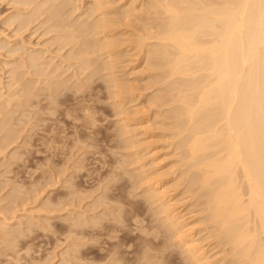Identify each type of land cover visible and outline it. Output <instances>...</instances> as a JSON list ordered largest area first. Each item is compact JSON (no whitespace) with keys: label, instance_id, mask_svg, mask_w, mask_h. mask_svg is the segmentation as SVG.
<instances>
[{"label":"bare ground","instance_id":"6f19581e","mask_svg":"<svg viewBox=\"0 0 264 264\" xmlns=\"http://www.w3.org/2000/svg\"><path fill=\"white\" fill-rule=\"evenodd\" d=\"M3 1H5L6 4L10 5L13 8V12L4 17L2 21L4 25L14 24L13 22H16V25L22 24L23 27L25 28L26 25L24 26L23 23L25 22L28 23L29 21V24H30L31 21H35V20L37 21V19L39 20L38 22L40 23H45V22L49 23V25L48 26L46 25V26L50 28L53 27V29H50V30L55 33L54 36H57L61 40L60 42L65 41L67 43H71L69 51H68V58H71L74 61V62L71 61L72 66L76 65L75 68H77L80 73L88 72L90 70L93 72L97 70H101V71L105 70L103 72H100V73L98 72V73L99 74L102 73L103 75L104 73H106V78H104L105 79L104 82L107 85L108 91L110 90L109 93H111L113 97L115 98L117 97V99L120 101L119 103H124V100H127L129 98L127 94L129 92H127V90H124V87H123L124 83L121 84L122 81H120L121 82L120 83L117 78L119 76L115 75L116 73L115 67H117L116 62L120 58L119 56H122L121 55L122 50L120 49V46L125 45V42H127L126 46L132 47V44H133L134 45L133 47L138 48L139 54L141 55L140 58L146 64L147 69L150 70L149 75L151 71L155 72V73H151L152 76L151 75L149 76L148 79L150 80V82L147 80L148 82L145 83L146 87L144 86L143 88L141 89L139 88V89L145 92L150 87L151 89H154L152 88V86L153 87L155 86V89L153 92L151 91L149 94L147 93V96L149 97V99H148V102L147 100L146 102L151 107L152 105H154L157 108L156 109L157 112L155 111V107H154L155 114L153 112L155 119L156 117L161 116L160 118L159 117L158 118L160 120L161 119L164 120V121H161L162 125L158 123V125H160L159 129L161 128V126L163 127L160 129L163 131V132L161 131V133L162 134L164 133V135L166 136V137L164 136L165 138L167 139L169 138L168 139L169 142L166 141L167 143H169L168 144L169 146L168 145L167 146L169 149L172 148L171 149L172 152H169V154L172 153L171 155L173 157H176L175 164L178 162L177 167L175 166L174 170H172L173 174L175 173L174 174L175 176L172 177L169 175L172 178L166 179L167 172H164L166 173L164 174L162 172H159L156 168L157 160H155L156 157L154 158L155 154H153V151L152 150L144 151L146 148H144L143 145H148V144H143L145 142L141 143L142 140L138 138L140 143L143 145L138 144L137 146L138 147L142 146L143 148L136 147V144L139 141L137 142L136 138H135L136 140L132 139L131 133L133 134V131L127 128V125H126V128L130 130V131L127 130L126 132L127 133L131 131L132 132L130 134H126L128 136L131 135L130 136L131 138L127 136V138L125 139V135L123 134L124 135L123 140H126V141L124 142V146H122V149L123 151L125 150L126 152L127 148L128 150L129 148H134L132 149L133 151L130 149L129 151L130 152L132 151V152L126 153L125 157L130 156V159H132V164L130 167H133L134 165H136L132 169L136 171L135 173L134 172L130 173L126 171V174L129 173L130 182L132 181V184H136L134 185V187H136L137 185L139 187H142V190H141L142 193L139 192L140 194H142L143 196L142 198H144V201L146 200L148 202L150 208L154 205L153 212L160 216V220H161L160 226H162L164 228V231L166 232H164L163 228L161 229L160 226L158 227L162 230V232L158 231L160 229H157L155 231L161 232V237L163 238V241L164 239H167L168 237L170 239H173L176 243L174 244L177 246L172 244L174 245L172 247H176V248L179 247V250L181 249L183 251V252L182 251H179V252L182 254L183 253L186 254L185 255L186 258L183 257V259H186L185 262H183L184 260H181L183 262V263L181 262L182 264H218L221 260L223 261L226 260V262L228 263L230 262V264H264V0H0V2H3ZM23 27L22 29H24ZM16 28H18V25ZM50 30L48 32H50ZM16 31L18 30L16 29ZM128 35H132V36L134 35L135 38H132V39L130 38L132 40L130 41ZM125 36L126 37L128 36V38H126ZM82 39H85V40H82ZM131 42H132L131 46L130 44L128 45V43H131ZM47 49L45 48V50ZM33 51H36V50H33ZM43 51L42 49L41 51L39 50V52H43ZM49 51L48 53H50ZM26 54L28 56V60H29L28 62H31V65L30 64L29 65L34 66L35 67L34 69L35 70L37 69L38 72L39 70H44L45 68H48L45 66L44 68L43 65L41 66L42 63L40 62V60L44 59L43 58L44 54L42 55V57L38 54V52L36 54L35 53L28 54V51H27ZM61 55L60 57L64 58V56H61ZM50 59L54 60V58H51V57ZM26 63L25 65H27ZM46 63H48L47 59H46ZM71 63H70V66H71ZM22 65H23V62H22ZM52 67L55 68L57 67V65L52 66ZM59 68L62 71V68L61 67ZM59 68L57 70H59ZM71 69H74V68H71ZM53 71L54 70H52V72ZM34 72L36 73L37 71H34ZM79 72L77 74L80 75ZM40 73H44V72H40ZM90 73L92 72H89V74ZM153 74H155L156 78L154 79L152 78V81H151L150 78L154 77ZM31 75H33V73ZM91 75L92 74H90L89 76L90 79L88 80H91V77L94 76V75L92 76ZM39 76L43 77L40 74ZM44 78L41 79L42 82ZM59 80L61 81V79ZM86 82H88V85H91L89 81L86 80ZM124 82L126 83V85L128 84L127 81H124ZM57 83L58 82H56V80H54L53 82L50 80L48 84L46 83L47 84L46 87L50 89L52 84L58 85ZM30 84L32 85V83ZM17 85L18 84L16 83V86ZM61 85L62 84H60V86ZM92 85H91V88H93ZM13 86H14V83H13ZM34 86H35V83H34ZM74 86L72 87L73 88L77 87V86L75 87ZM79 87L81 86H78V89H80ZM18 88L20 87L18 86ZM38 88L40 91V87ZM55 88H58V87L55 86ZM135 89L137 91H140L138 90L137 87H135L133 93H135L136 91ZM93 90L95 89L93 88ZM15 91L17 92L18 90L15 89ZM67 91L69 92V88H67ZM141 91L139 93H143ZM24 92H26L28 96L27 98L24 99V101H22L24 104L20 105L19 108L15 109V110H18V113L16 112V114H18L17 118L26 117V116L31 117V118H36V122H37L36 127H38L37 126L38 121L40 123L42 120H45V124H47L46 121L48 122V120H46L47 117L45 115L54 114L57 108L56 95L52 96L53 94H49V93L47 94L43 91L44 92L42 95L43 97L34 100L35 98H37L36 96H38V94L36 95L38 91L34 93V92H31L25 89ZM56 92H59V91H56ZM41 93L42 92L40 91V94ZM63 94H66V93H63ZM76 95L77 94H75V96ZM137 96L138 95L136 94V98ZM86 98H87V94H86ZM109 98H112V97H109ZM131 98L130 100L133 101L135 97L133 99ZM8 99L9 98H7V100ZM68 100L66 102L67 104L70 103ZM73 101H75V99ZM80 101L81 100L77 102L80 103L81 105L82 102L87 101V100H84V101L82 100V102ZM16 103H18L17 100L15 101V104ZM60 104H62V102H60ZM115 104H117L116 101L114 105ZM73 105H76V104H73ZM114 105H113V108H114ZM61 106H64V105H61ZM121 106L119 105V108ZM86 107H87V104L85 108L83 109H87ZM14 108L16 107L14 106ZM80 108H82V106ZM75 109L76 108L71 109L70 107V110L72 111H74ZM59 111L57 112L60 113ZM85 111L84 113H87ZM119 111L120 113H118ZM121 111H122V108L121 110L118 109L117 114L122 115ZM80 112H79L80 115L78 114L79 117L81 116ZM0 113L2 114V112ZM58 113L55 114L56 118H60L61 114L64 116L62 112L61 114H59V117H58ZM4 114L6 115V113ZM67 114H68V117H70L69 116L70 114L68 112ZM91 118L93 119V117ZM13 120H11V122ZM29 120L32 121V119H29ZM53 120H57V119L54 118ZM58 120L61 121L62 118ZM160 120L157 122H160ZM11 122L9 123V125L11 124ZM34 122L35 121H33V123ZM50 122L52 121L50 120ZM82 123L80 125L78 124L77 126L84 127ZM86 123L87 121L84 124ZM92 124L94 123H90V125ZM42 125L40 123L41 127ZM2 126L4 125H1V127ZM47 126H49V124ZM47 126L45 125L44 127L47 128ZM50 126L53 128V125H50ZM88 127H90L89 124H88ZM123 127L124 128H122V130H125L126 128L124 125ZM52 128H51L50 134L53 132ZM93 129L95 130V127H93ZM47 130L49 131V129ZM47 130L45 129V131ZM82 130L83 129H81L80 133L78 131H76L75 133L76 134L79 133L80 135L83 136V139H84L87 134L85 133V137H84L83 135L84 133L82 134ZM85 131L86 129L84 130V132ZM158 132L160 134V131ZM38 133L39 132L37 131L36 136ZM57 133L58 132L54 134H57ZM94 133L95 131L92 134ZM41 134L42 133H40V135ZM159 134L156 133L155 136ZM61 135H63V133ZM45 136L49 137L46 134ZM45 136L41 138V140L44 139ZM87 136L90 138L89 135ZM37 137L36 138L32 137V139H30V143L33 141V139H36V140L39 139ZM50 137L47 138L46 140L47 142L49 141L48 139H50ZM77 137L79 138V136ZM51 139L49 142H51ZM99 139H97V142L96 141L95 142L98 143ZM103 139L105 138H102V140ZM87 141H88L87 139L85 140V142L83 140L84 143H86ZM92 142H94L93 139H92ZM95 142L93 143L94 145H95ZM35 143L32 145L35 146ZM44 143L46 142L44 141ZM89 143H90V139H89ZM89 143L87 142L88 145ZM51 144L52 143H50L49 145ZM32 145L31 147H33ZM36 145H39L38 142L36 143ZM49 145H46L44 150L48 151L53 144L50 147ZM106 145L109 146V144H106ZM112 145H111V148H112ZM47 146H48V149H46ZM31 147H30V150H32ZM119 147H121V145H119L118 148ZM123 147L126 149H124ZM108 148L110 150V147ZM119 149L122 152V149L121 148ZM30 150L29 152H31ZM35 153L37 152L35 151ZM17 154H20V153H17ZM55 155H56V152H55ZM119 156H122V155L119 154ZM112 159L114 161L113 167L116 166L115 164L116 161H117L116 163H118L119 160L121 161V159L117 160L115 158L116 161L114 160V158ZM130 159L129 157L127 158V160H130ZM120 161L118 164H120ZM122 162L124 161L122 160ZM133 163L135 164L133 165ZM122 166L124 167V163ZM127 168L129 169V167ZM128 169L123 168V171L125 172V170H128ZM120 170L121 169L117 171H120ZM130 171H131V168H130ZM172 171L168 173L170 174ZM164 175H166V177ZM120 176L121 175L119 172L113 171V174L110 177H108V179L112 181L117 178L119 179ZM99 178L96 179L98 181H95V182H98V183H95L96 185L101 184L99 183L100 182ZM123 183H126V182H123ZM120 184L123 187V184L122 183ZM175 184L177 185L173 186ZM68 185L71 186V183H68L67 186ZM76 186L73 187V191L76 190ZM130 186L132 188V185ZM171 186L176 187V190L179 192V193H175L176 195L181 196V194L184 195L185 193H187L190 196L189 198H191L192 201H194L195 203H197V205L200 206L198 207L199 208L198 212L196 211V213L198 214L193 213L192 210L189 211L190 214L188 213V211H186L188 214L184 212L183 214L181 211L184 209L180 211L179 205L177 206L178 200L174 198L176 195L171 194L170 192L168 193V189L170 190L171 188L169 187ZM177 186L182 187L181 189L182 191L179 188H177ZM120 187L118 185V188L117 187L114 188L116 189V191L119 189L117 193L115 194L119 195L121 193L120 192L118 194V192L122 190V189L120 190ZM126 187H123V189L124 188L127 189ZM96 188H98V185L97 187H95V189ZM68 189H72V188H68ZM108 189H109V186L106 185L104 187L103 193H101V191L103 190H100V193L102 195L100 196V199H98L99 200L98 202H100V205L98 204L99 206H101L102 202L105 203L107 200L108 201L114 200V196L106 194V190ZM75 192L74 194L76 195L77 192L76 193ZM130 192L133 197L134 193L132 194V190ZM67 193H68L67 194L68 196L69 192ZM80 193H81V190H80ZM121 195L120 197H126L128 199L127 196H123V193ZM185 196L187 197V195ZM116 197L119 198V196H116ZM95 199L97 200V197H95ZM120 201H122V199H120ZM120 201L118 203L121 204ZM124 202H125L124 204H126V207H128L127 201H124ZM147 202H145L146 206H147ZM190 202L189 204L188 203L187 204L190 205ZM128 203L130 204L132 202H128ZM137 203L139 202H136V204L134 205L137 206L138 205ZM134 205L130 207H133ZM188 205L186 207H189ZM102 206H105V205H102ZM123 207L125 210V205ZM138 207H135V208L133 207V208H130L128 210L126 209V210L129 212V210L132 209L136 214H139V212L137 213L138 210L140 211ZM186 207H185V210L190 209ZM134 209H136V211ZM103 210L104 209H102V212ZM102 212L101 214H99V217H101L104 214V213L102 214ZM109 214H111V211L110 213L105 214L107 215L106 216L107 218ZM113 214L111 216H113ZM185 214H187V216H185ZM131 215L132 214H130L129 218H131ZM77 216L78 215H76L75 218L72 217V218L66 219L67 224H68L67 231H69L70 233L74 231L76 228H79L78 226H80L82 221H86V220H82L80 217H77ZM152 216L154 219V220L152 219V222L156 221L155 219L156 216L155 215H152ZM99 217L97 219L103 220L101 219L102 217L101 218ZM132 217H134V215ZM94 219H95L96 224L97 222L99 225L101 224L100 227L103 225V221L104 222L106 221V220H103L100 223L99 221H97L96 217ZM109 219H112V217L108 218V220ZM115 219L116 218H114L112 221H114ZM117 219H119V217H117ZM116 221L117 220L114 221V224H116V227H117L118 223H115ZM63 222L65 221L63 220ZM93 222L94 221H92V223ZM136 223L138 222L136 221ZM156 223L155 225H159L158 223L157 224ZM194 224L195 225L197 224V225L195 226ZM82 225L83 224H81V227ZM84 225H85V222H84ZM136 227L138 226L136 225ZM141 227L139 226V229L137 228L136 229L140 230L142 229ZM144 227L146 226L144 225ZM158 227L156 226V228ZM111 228L113 229V225H111ZM105 229H106V226H105ZM105 229L103 228L104 231H106ZM146 229L147 228L142 229V231ZM78 230L76 231L80 233L83 231L81 228ZM116 231H118L117 228H116ZM203 231H205L204 234L206 235V236L204 235V237L212 238V240L210 241H212V244L213 243L215 244L214 246L211 244L213 246L211 248V245L209 243L210 248L208 249L212 251L213 248L221 245V247H219L220 248L219 251H221L222 255L220 257L218 256V260L215 259L217 256H215V258L212 259V256L214 257V255L208 254L210 250H207L206 248H204L203 246L204 244L203 245L201 244L200 240H202V238L195 237L196 234L199 235L198 233H201ZM147 232L148 231H146V233ZM152 232L150 233L151 235H152ZM66 233L68 234V232ZM80 233L78 235H80ZM163 233L168 234V236L166 235L167 238H164L165 235ZM72 234H74V232H72ZM104 234L106 235V233ZM141 234L145 236L143 232ZM11 235H13V232ZM162 235H164V237ZM158 237L160 236L158 235ZM144 238H145V241L149 240L146 237ZM144 238L140 237V240L141 239L144 240ZM169 238L167 239V241L168 240L170 241ZM75 240L77 239H74L73 244H75V242L77 243V241ZM142 240H141V243H144L145 241L143 242ZM163 241H161V244ZM203 241L204 239L202 240V242ZM9 242L11 241L9 240ZM152 243L153 242L149 244L148 242L150 246L149 249L151 248V246L158 245V243L153 244V245ZM145 244L146 242L144 243L143 246H145ZM168 244L169 243L166 244L167 247H168ZM77 245L76 247H78ZM162 245L158 250H161L163 248ZM71 246H74L75 251H73L74 249ZM71 246H70V250L73 252L72 254H70L71 252L70 251L69 254L68 252H62L61 255L64 258L63 253H67L66 255L68 256L66 255L65 256L67 257L68 260H71V263H72L73 262L72 260L75 261V259L79 260L82 258H80L81 254L80 256L78 255L79 252L81 253V250L79 252H76V250L78 249L75 247V245H71ZM159 246H157V248ZM111 248L113 247L111 246ZM152 248L155 249V247H152ZM114 251H117V250L115 249ZM219 251L216 252V255L217 253H220ZM169 252H167L168 255H169ZM109 253L111 252L109 251ZM121 253L123 252H120L118 256L120 255L122 256L124 254V253L123 254ZM167 253L165 254L164 251L163 252L160 251V253L157 252V254L160 255V256H157L159 260L158 259H157L158 261L154 260V261H157L156 263L155 262L154 263L155 264H175L176 261L174 263L172 262L174 260L169 261L171 260L170 259L171 254L170 256H168ZM83 254L82 256H84ZM152 254H156V252ZM112 255H115V254H112ZM108 256L110 257L109 254ZM108 256H105V258ZM85 257H87V255ZM135 257L133 258V260H135ZM149 257H150V254H149ZM168 257H170L169 260H168ZM101 258H104V257H101ZM118 258L121 259L122 257H118ZM106 259L108 260V258ZM137 259H138V256H137ZM137 259L135 260L136 262L138 263L143 262V259H142V262H141V259H138V260ZM121 260H118V261H121ZM128 260H131V259L128 258ZM133 260H131L132 262L128 261V264H131V263L134 264ZM95 262L97 261H94L93 263ZM107 263L110 264V262H107ZM119 264H121V262Z\"/></svg>","mask_w":264,"mask_h":264},{"label":"rangeland","instance_id":"374dc122","mask_svg":"<svg viewBox=\"0 0 264 264\" xmlns=\"http://www.w3.org/2000/svg\"><path fill=\"white\" fill-rule=\"evenodd\" d=\"M3 2H0V32H1L0 33V112H2V114L0 113V116H1L0 123L2 122L0 124V264H74V263L75 264H88V263L89 264H106L107 262H110V264H112V263L113 264H119L120 262H121V264H128V261L133 260V258L135 256H136L135 260L137 259V256H138V259H141V262L143 259V262L138 263L135 260H133L134 264H147V263L148 264H152V263L155 264L159 260L157 258V256H160L159 254H157V252L160 253V251L161 252L164 251V253L166 254L167 252H169V250H170L169 255L167 253L168 256H170V254H171V256H170L171 258L168 257V260H169V258L171 259L169 261L174 260L172 262L174 263L176 261L178 264H182L183 262H185L186 259H183V257H185L186 254L180 253L179 251H182V250L181 249L179 250V247L178 248L172 247L176 243L173 239H170L169 237L168 238L170 239V241L169 240L167 241V239H168L167 233H165V234L163 233L165 235V237H164V235H162V236L164 238H167V239H164V241H163V238L161 237V232H162L161 229L163 227L160 226V221H161L160 216L153 212V210H154L153 206L154 205L153 206L151 205L152 206L151 208L149 207L148 202L146 200L144 201V198H142L143 197L142 194H140V193H142L141 192L142 187H139L138 185L136 187H134V185H136V184H132V181L130 182V179H129V173L126 174V171L130 172V173L136 172L135 170H132L136 166V165H134L135 163H133V165H134L133 167H130L132 164V159H130V156L125 157V154L131 153L133 151L132 149H134V148H129V150L130 149L132 150L131 152L128 150V148L126 149L123 147L124 149H126L129 152H127V151L125 152V150L123 151V149H122V146H124V142L126 141V140H123L124 135H125V139H126L128 136L126 134H130L133 131V134L131 133L132 136L130 135L133 140L137 139V142H138L140 139V140H142L141 143L145 142L143 144H148V145H143L139 141L136 144V147H138L137 146L138 144L143 145L144 148H146L144 151L152 150L153 154H155L154 158L156 157L155 160H157L156 161L157 170L159 172H162V173L167 172V174L164 173L167 175V177H166V175H164L166 177V179H169V178H172L175 176L174 175L175 173L173 174L172 170H174L175 166L177 167L178 162L175 164V162H176L175 158L176 157H173L171 155L172 153L169 154V152H172L171 151L172 148L170 147L171 149H169L168 148L169 143L166 142V141L169 142V140H168L169 138L168 139L165 138L166 136L164 135V133L162 134L161 133L162 130H160L163 127L161 126V128L159 129L160 125H158V123L161 124V121H164V120L159 119L161 116H158L159 118L156 117V119H155L153 112L155 114V111L157 112V110H156L157 108L154 105H152V107H153L152 108L147 103L148 99H149V97L147 96V93L149 94L151 91L153 92L155 89V86L154 87L152 86V88H154V89H151V87H150V88H148V90L146 89L147 91H145V92L140 90L144 86L146 87L145 83H147L148 81L150 82V80L148 79L149 76L151 75V73H155V72L151 71V73L149 75L150 70L147 69L146 64L140 58L141 55L139 54L138 48L133 47L134 45L132 44V42L128 43V45L130 44V46L132 44V47L126 46L127 42H125V45L120 46V49L122 50L121 51L122 56H119L120 57V58L118 57L119 59L117 58L118 61L116 62L117 67H115L116 68L115 75L119 76L117 78H118L119 82L122 81V83L120 82L121 84L124 83L123 84L124 90H127V92H129L131 94L127 93L129 98L127 100H124V103H119L120 101L117 99V97L115 98V97H113V95L111 93H109L110 90L108 91L107 85L104 82V80H105L104 78H106V73H104V75L102 73L99 74L100 72H103L105 70H103V71L97 70L94 72L91 70L90 71L87 70L88 72H82L83 74L80 73L79 70L77 68H75L76 65L72 66L71 61L72 62H74V61L71 58H68V51H69L71 43H67L65 41H63L64 43L60 42L61 40L57 36H54L55 33L50 30V29H53V27H51V28L47 27L49 25V23H47V22L40 23V22H38L39 20L37 19V21L35 20L36 22L31 21L30 24H29V21H28V23L27 22L23 23L24 26L26 25L25 28L23 27L22 24H20V25L17 24L18 28H16L17 27L16 22H13L14 24L4 25L2 23L4 17L7 16L8 14H11L13 12V8L10 5L6 4L5 1H3ZM5 4H6V6H5ZM39 19H41V18H39ZM22 27L24 29H22ZM16 29L19 32L16 31ZM49 30H50V32H48ZM52 32H53V34H52ZM128 36H129V39L135 38L134 35H133L134 37L132 35H128ZM128 36L127 37L125 36V37L128 38ZM131 39H130V41H132ZM82 40H85V39H82ZM45 48L46 49L48 48V49L45 50ZM41 49H42V51L44 49V51L39 52V50L41 51ZM33 50H36V51H33ZM27 51H28V54H31V53L36 54L38 52V54L41 57L44 54L43 55L44 59L41 58L43 60H40V62L42 63L41 66L43 65V67L45 66L48 68L44 67L46 70L45 69L39 70V72H38L37 69L36 70L34 69L35 68L34 66H30L31 62H28L29 60H28V56L26 54ZM29 51H30V53H29ZM48 51L50 53H48ZM48 55H49V57H48ZM60 55L64 56V58L60 57ZM50 57L54 58V60L50 59ZM65 58L66 59L68 58V59L66 60ZM46 59H47L48 63H46ZM20 61H21V63H20ZM26 61H27V63H26ZM22 62H23V65H22ZM50 62H51V64H50ZM25 63L27 65H25ZM70 63H71V66H70ZM49 64H50V66H49ZM67 64H68V66H67ZM56 65H57V67H55L56 68V70H55V68L52 66H56ZM31 67H33V68H31ZM59 67L62 68V71L60 70ZM58 68H59V70H57ZM71 68H74V69H71ZM52 70H54L55 72L53 71L54 72L53 73ZM63 70H65V71H63ZM74 70H76V71H74ZM34 71H37V72L35 73ZM40 72H44V73H40ZM58 72H60V73L63 72V73L60 74ZM78 72L80 73V75L77 74ZM89 72H92L90 74L94 75V76L91 75L92 76L91 80H88V79H90ZM95 72H97V73H95ZM32 73H33V75H31ZM39 74L42 75L43 77L39 76ZM55 74L56 75L58 74L57 77ZM50 75H52V76H50ZM58 76H59V78H58ZM100 76H101V78H100ZM103 76H105V77H103ZM153 76L154 77L150 78L151 81H152V78L153 79L156 78L155 74H153ZM13 77H14V79H13ZM46 77H47V79H46ZM42 78H44L43 82L41 80ZM53 79L56 80V82H58L57 83L58 85L52 84L51 88L49 89L46 86L50 80L53 82L54 81ZM59 79H61V81ZM28 80H30V81H28ZM86 80L89 81V83L91 85L93 83L92 87L95 90H93V88H91V85H88V82H86ZM123 80L127 81V83L130 86L128 84L126 85V83ZM29 82L32 83V85ZM103 82H104L105 86H104ZM13 83H14V86H13ZM16 83L18 84L17 86H16ZM34 83H35V86H34ZM60 84H62V85L60 86ZM74 85L77 87H75ZM18 86L20 88H18ZM37 86L40 87V91L42 92L41 94H40L39 88ZM55 86H57L59 89L55 88ZM72 86H74L75 88H73ZM78 86H81V87H79L80 89H78ZM24 87L26 90H29V91L34 92V93H36L38 91L36 93V95L38 94V96H40V97L36 96L37 98H35L34 100H36L38 98H42L43 97L42 95L44 92L47 94L48 93L53 94L52 96L56 95V97H57V103H56L57 108L55 111L56 113L54 112V114L45 115L47 117L46 120H48V122L46 121L47 124H45V120H42L40 122L41 125L43 124L44 126L45 125L47 126L49 124V126H47V128L44 127L43 125L41 127L39 121L37 124L38 127H36V123H37L36 118H31L28 116L17 118L18 114H16V112L18 113V110H15V109L19 108L20 105H23L24 103L22 101H24V99L27 98V96H28V94L26 92H24V90H25ZM60 87H62V88H60ZM135 87H137L138 90H140L143 93H139L140 91H137L136 89H135L136 90L135 93H133ZM42 88H44V89H42ZM67 88H69V92L67 91ZM15 89H17L18 91L16 92ZM19 89H20V91H19ZM51 89H53V90H51ZM143 90H145V89H143ZM50 91L53 93H51ZM56 91H59L61 94L59 92H56ZM87 91H89V92H87ZM107 91H108V93H107ZM63 93H66V94H63ZM74 93L77 95L75 96ZM86 94H87V98H86ZM136 94L138 95L137 98H136ZM59 96H60V98H59ZM77 97H78V99H77ZM109 97H112L115 100H113L112 98H109ZM7 98H9V99L7 100ZM84 98H86V99H84ZM130 98L131 99L134 98L133 101L130 100ZM74 99H75V101H73ZM16 100L18 103L15 104ZM67 100L70 102L69 104L66 103ZM79 100H81L80 102H82V100L83 101L87 100V101L82 102L80 105V103H78ZM146 100H147V102H146ZM115 101L118 104V105L115 104L116 106L114 105ZM60 102H62V104H60ZM75 102H77V103H75ZM112 102H113V104H112ZM65 104H66V106H65ZM73 104H76V105H73ZM83 104H84V106H83ZM86 104H87V107H86L87 109H83V108H85ZM121 104H122V106H121ZM61 105H64L66 108L64 106H61ZM71 105H73L75 107H73ZM113 105H114V108H113ZM119 105L121 106L120 108H119ZM14 106L16 108H14ZM79 106L80 107L82 106V108H80ZM70 107H71V109L76 108L77 110L75 109L76 111L75 110L72 111V110H70ZM89 107H90V109H89ZM154 107H155V111H154ZM58 108H60V109H58ZM121 108H122V111H121L122 115H119V114H117V112H118V109L121 110ZM85 110H87V111H85ZM57 111H59L60 113H58ZM78 111L81 113L80 117H79L80 114ZM84 111L87 113L89 111V113L88 114L84 113ZM10 112H11V114H10ZM62 112H63L64 116L61 114ZM67 112L70 114L69 115L70 117H68ZM92 112H94V113H92ZM4 113H6V115ZM57 113H58V117H59V114H61L60 118H62V120L64 119L63 121L61 120L62 122L60 120H58L60 118H56L55 114H57ZM90 113L93 115H91ZM118 113H120V111ZM3 114H4V116H3ZM82 114H84V115H82ZM89 115H91V116H89ZM12 116H13L14 120H13ZM49 116H51V117H49ZM82 116H83V118H82ZM91 117H93V119ZM54 118L57 120H53ZM69 118H70V120H69ZM124 118H125V120H124ZM29 119H32V121ZM95 119H97V120H95ZM158 119L160 120V122H157V121H159ZM11 120H13L15 122H13V121L11 122ZM50 120L53 123L50 122ZM33 121H35V122L33 123ZM86 121H87V123L84 124ZM96 121H98V122H96ZM10 122H11V124L9 125ZM65 122H67V123H65ZM68 122H69V124H68ZM80 122L81 123L83 122L82 125H84V127L77 126L78 124L79 125L81 124ZM60 123H61V125H60ZM90 123H94L95 125L94 124L90 125ZM123 123H125V124H123ZM55 124H57V125H55ZM88 124L90 127H88ZM1 125H4V126L1 127ZM50 125H53V128ZM123 125L125 126V128L127 125V128H129L132 131L127 133L126 131L127 130L130 131L129 129L126 128L125 130H122V128H124ZM92 126L95 127V130L93 129ZM51 128L53 129L52 130L53 132L50 134ZM54 128H56V129H54ZM32 129H33V131H32ZM45 129L46 130L49 129V131L48 130L45 131ZM81 129H83L82 134L84 133L83 134L84 137H85V133H86L87 135L90 136V138L86 135V137L83 139V136L79 134ZM85 129H86V131L84 132ZM35 130H37L39 132L37 134V136H39V137L36 136L37 131H35ZM55 130H57V131H55ZM59 130H60V132H59ZM76 131H78L79 133L76 134L75 133ZM94 131H95V133L92 134ZM158 131H160V134H162V135H160ZM56 132H58V133L54 134ZM40 133H42V134L40 135ZM62 133H63V135H61ZM96 133L98 136L96 135ZM156 133H158L159 135L155 136ZM33 134H34V136H33ZM45 134L49 137L51 135L53 136V137L52 136L50 137V139L52 138L51 142H49L50 139H48L49 140L48 142L46 141L47 138H49V137H46ZM121 134L122 135L124 134V135L122 136ZM56 135H58L59 137ZM44 136H45V138L41 140V138H43ZM77 136H79V138ZM130 136H128V137H130ZM160 136H161V138H160ZM32 137L33 138L37 137L39 139H37V140L33 139V141L31 140L32 142L30 143V139H32ZM87 137L90 139L91 144L89 143V139ZM26 138H27V140H26ZM96 138L97 139L100 138L98 143H96L97 142ZM102 138H105V139L102 140ZM79 139H80V141H79ZM86 139L88 140L87 142L89 143V145L87 144V142L84 143ZM92 139L94 140V142L96 141L95 145L93 144L94 142H92ZM83 140H84V142H83ZM118 140H120V141H118ZM39 141H40V143H39ZM44 141L46 143H44ZM35 142L36 143L38 142L39 145H36ZM109 142H111V143H109ZM34 143H35L36 147L32 145ZM50 143H52L53 145L52 144H51L52 146L49 145ZM45 144L49 145V147L51 146L50 149L48 150L50 153L47 150H44L45 146H46ZM106 144H109V146ZM114 144H116V145H114ZM31 145L33 147H31ZM111 145H112V148L114 146L113 149L111 148ZM119 145H121V147H119V148L122 149V152L118 148ZM38 146L41 148H39ZM91 146H93V147H91ZM107 146L110 147V150ZM30 147L32 150H30ZM138 148H143V147L140 146ZM28 149L31 152H29ZM38 149L40 151L42 149L43 150L40 153V151ZM46 149H48V146L46 147ZM107 150H109V151H107ZM21 151H22V153H21ZM35 151L37 153H35ZM43 151H45V152H43ZM55 152H56V155H55ZM111 152H113V153H111ZM17 153H20V154H17ZM119 154L122 156H119ZM114 155H115V157H114ZM49 157H50V159H49ZM128 157L130 160H127ZM112 158H114L115 161H116V159L117 160L121 159V161L119 160L121 165L118 164L119 161H118V163H116L117 161L115 162V164H116L115 167H117V165H118V167L120 166L121 168L120 167L119 168L113 167L114 161ZM122 160L124 162H122ZM128 161H129V163H128ZM123 163H124V167L122 166ZM127 167H129V169ZM123 168L128 169V170H125V172H124ZM130 168H131L132 172L130 171ZM119 169H121V170L117 171ZM113 171L120 173V175H121L119 177L120 180L118 178L114 179L112 181L108 179V177H110L113 174ZM170 171H172L171 172L172 174L168 173ZM93 172H95L97 174H95ZM90 175L91 176L93 175V176L91 177ZM169 175L172 177H170ZM97 178H99V181H100L99 183H101V184H97L98 188L95 189V187H97V185L95 183H98V182H95V181H98V180H96ZM124 178H126V179H124ZM126 180L128 181V183ZM123 182H126V183H123ZM68 183H71V186L68 185L69 186L68 187L67 186ZM120 183L123 184V187L127 186L126 187L127 189H125V188L123 189V187ZM106 185L109 186V189L106 190V194L114 196V200H109V201L107 200L108 202L107 201L105 203L102 202L101 206H99L100 202H98L99 201L98 199H100V196L102 195L101 193L104 192V187ZM118 185H119V187L121 185L120 190L122 189L121 191L118 192V194L121 192L119 195L115 194V193H117V191L119 189L117 191H116V189H114L116 187L118 188ZM130 185H132V188ZM176 185L177 184H175L173 186H176ZM75 186H76V190L78 188L77 191L75 190L77 193L75 191H73V187H75ZM102 187H103V189H102ZM68 188H72V189H68ZM135 188H137V189H135ZM169 188H171V189L170 190L168 189V193L170 192L171 194H174V195H176L175 193H179L176 190V187L171 186ZM177 188H179L180 190L182 189V187H178V186H177ZM80 190H81V193H80ZM100 190H103V191H101V193H100ZM131 190H132V194L134 193L133 197H132L131 192H130ZM66 191L69 192L70 196L69 195L67 196L68 193ZM78 191H79V193H78ZM114 191H116V192H114ZM74 192L76 193V195L74 194ZM99 193H100V195H99ZM122 193H123V196H127L128 199L126 197H120V195ZM127 194H129V195H127ZM73 195H75V196H73ZM185 195H187V197ZM64 196L67 198H65ZM98 196H99V198H98ZM116 196H119V198L122 199V201H120V199ZM95 197H97V200L95 199ZM189 197L190 196L187 193H185L184 195L181 194V196L176 195L174 198L179 201V202L177 201V206L179 205L180 211L182 209H184L181 211L182 213L183 212L187 213L186 211H188V213L190 214V212H189L190 210H192L193 213H196V211L198 212V210H199L198 207H200V206L197 205V203H195L194 201H192V199ZM94 200H95V202H94ZM190 200H191V202H190ZM119 201L121 202V204L118 203ZM124 201H127V206L129 208L126 207V204H124L125 203ZM128 202H132V203L129 204ZM136 202H139V203H137L139 205V207H138V205L137 206L134 205V204H136ZM143 202L144 203L147 202L148 207L146 206V203L144 204ZM189 202H190V205L192 204L191 207H190V205H188ZM185 203L186 204L188 203L187 205L189 207H186L187 205ZM119 204H120V206H119ZM131 204L134 205L133 206L134 208L138 207L140 209V211L139 210L137 211V213L139 212V214H136L132 209L129 210V212L127 211L128 209L133 208V207H130V206H132ZM102 205H105L106 207L102 206ZM124 205H125V210L123 207ZM185 207L190 208V209L185 210ZM138 208H136V209H138ZM102 209H104L103 212H102ZM136 209H134V210L136 211ZM105 210L106 211L108 210L107 213H110V211H111V214H109L110 216L108 215V218L112 217V219L108 220V218L106 217L107 215H105V214H107ZM151 210H152V212H151ZM130 211L133 213H131ZM101 212H102V214L104 213L102 216L100 215L102 218L99 217V214H101ZM127 213H129V214H127ZM112 214H113V216H111ZM130 214H132L131 218H129ZM187 214H185V216H187ZM196 214H198V213H196ZM76 215H78L77 217H80L82 220H86V221L88 220V221L87 222L82 221V223H81V224H83L82 227L80 224V226H78L79 228H76L74 231H72V232H74V234H72V232L70 233L69 231H67V225L68 224H67L66 219L72 218V217L75 218ZM104 215H105V217H104ZM133 215H134V217H132ZM152 215L156 216V218H155L156 221L152 222V219H153ZM91 216H92V218H91ZM64 217H65V219H64ZM95 217H96V219L99 217L103 220H106L105 221L106 223H105L103 220L97 219V221H99L100 223L103 221L104 226L102 225L100 227L101 224L99 225L97 221H96L97 222V224H96L95 219H94ZM117 217H119V219H117ZM114 218H116L115 220H117L115 222V223H118L117 227H116V224H114L115 220L112 221ZM63 220L65 222H63ZM91 220L94 222L92 223ZM120 220L122 223L120 222ZM109 221L110 222L112 221L113 223L111 222L112 223L111 224ZM136 221L138 223H136ZM84 222H85V225H84ZM156 222L159 225H155ZM110 224L113 225V229H115V230H113L111 228ZM136 225L138 227H136ZM144 225L146 227H144ZM151 225H153V226H151ZM105 226H106V229H105ZM139 226L140 227L142 226L141 227L142 229H145V228H147V229L143 230V231H142V229L137 230V229H139ZM156 226L157 227L160 226L161 229L159 227L156 228ZM150 227H152V228L155 227V228H153L154 229L153 230ZM80 228L83 230L81 233L76 231ZM103 228L107 232L104 231ZM116 228L118 231H116ZM149 228L152 230H150ZM157 229H160L158 231H161V232L155 231ZM146 231H148V232L146 233ZM154 231H155V233H154ZM163 231H164V228H163ZM12 232H13V235H11ZM66 232H68L69 235ZM83 232H85L86 234ZM142 232L144 233V235L146 233V235H148V236H146V235L143 236V234H141ZM151 232H152V235L155 234L157 236V238L155 235L152 236L150 234ZM164 232H166V231H164ZM76 233H77V235H76ZM79 233H80V235H78ZM104 233H106L107 236ZM157 233L160 237H158ZM204 233H205V231L198 233L199 235L196 234L195 237H197V238L201 237L202 240L204 239L203 242H202V240H200L201 244L202 245L204 244L203 245L204 248H206L207 250H210L208 248H210V245L212 244V241H210V240H212V238L209 237L210 238L209 239L208 237L207 238L204 237V235H205ZM140 237L141 238L146 237L149 239V240L146 239L147 241H145V238H144V240L141 239L143 242L144 241L146 242L145 246H143L145 242L141 243ZM153 237H155V238H153ZM13 239H14V241H13ZM74 239H77V240H75V241H77V243L75 242V244H73ZM78 239H79V241H78ZM9 240L11 242H9ZM71 240H73V241H71ZM165 240H166V242H165ZM150 241L153 242L152 245L158 243V245L151 246V248L155 247V249L152 248L153 250L151 248L149 249V247H150L149 244H151ZM161 241H163L162 244L164 242L166 244L169 243L168 247L166 246L165 243L163 244L164 245L163 246L161 244ZM148 242H149V244H148ZM80 243H81V245H80ZM170 243H171V245H170ZM209 243H210V245H209ZM70 244L75 245V247L78 244L77 246L79 248L76 247L78 249V250H76V252H79L81 250V253L80 252H79V254L77 253L79 256L81 254L80 258H82V259H79L80 261L78 259H75V261L72 260L73 262L71 263V260H68L66 257V256H68V255H66L67 253H63L64 258L66 257L65 259L61 255L62 252H68V254H69V252L71 251L70 250V246H71ZM159 244H160V246H159ZM172 244H174V245H172ZM146 245H148V246H146ZM161 245L163 248L161 250H158L161 247ZM212 245L214 246L215 244L213 243ZM212 245H211V248L213 247ZM111 246L113 248H111ZM157 246H159V247L157 248ZM175 246H177V245H175ZM67 247L69 248V250ZM71 247L74 249V250L73 249L72 250L75 251L74 246H71ZM219 247H221V245L216 246L215 247L216 249L213 248L212 251L210 250L209 251L210 253L208 252V254L214 255V257L212 256V259H214L215 256H217L215 259L218 260V256L220 257L222 255L221 251H219L220 250ZM115 249L117 251H114ZM66 250H68V251H66ZM118 250L120 252H123L124 254L121 253L123 255L118 256L120 254V252ZM109 251L111 253L113 251L112 254H115V255H112L111 253H109ZM218 251L220 253H217V255H216V252H218ZM154 252H156V254H152ZM72 253L73 252L71 251L70 254H72ZM107 253L110 255V257L108 256ZM116 253H117V255H116ZM144 253L146 256L144 255ZM82 254L84 256H82ZM142 254H143V256H142ZM149 254H150V257H149ZM86 255H87V257H85ZM105 256H108V257H106V258H108V260L105 258ZM101 257H104V258H101ZM118 257H122L121 258L122 260ZM125 258L127 260H128V258L131 260L127 261ZM100 259L101 260L105 259V260L101 261ZM114 259H116V260H114ZM118 260H121V261H118ZM124 260H126V261H124ZM146 260H147V262H146ZM154 260H157V261H154ZM181 260H184V261L182 262ZM94 261H97V262L93 263ZM114 261H115V263H114ZM224 261L221 260L218 264H230V262L228 263V262H226V260H224ZM131 262H129V263H131ZM176 262H175V264H177ZM107 264H109V263H107Z\"/></svg>","mask_w":264,"mask_h":264}]
</instances>
